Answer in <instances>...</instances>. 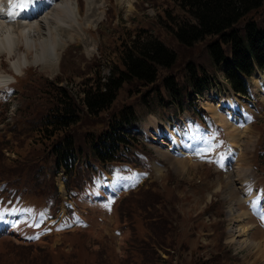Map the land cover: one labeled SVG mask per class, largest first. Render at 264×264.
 <instances>
[{
	"label": "rangeland",
	"instance_id": "374dc122",
	"mask_svg": "<svg viewBox=\"0 0 264 264\" xmlns=\"http://www.w3.org/2000/svg\"><path fill=\"white\" fill-rule=\"evenodd\" d=\"M75 1L84 12L85 0ZM96 1L98 7L94 10L101 13L102 19L78 30L74 28L72 33H63L65 45L55 66L32 63L33 51L26 55L24 43H20L14 55L0 54V75L7 76L5 84L13 78L12 63L17 56L21 62L24 59L29 62L26 66L23 64L16 76L18 81L13 79L10 86L0 88V130L6 131L7 140L11 136L8 129L19 115L36 118L35 114L52 111L59 98V88L76 99L80 114L75 124L61 134L54 132L55 136L50 138L45 132L39 133V124H34L33 128L21 124L22 128L30 130L13 136L12 150L6 144L0 147H4L1 151L6 156L0 179L8 176L9 159L14 160L19 155L23 160L16 161L18 165L31 164L37 161L36 154L62 135L69 134L73 140L87 144L88 135L104 130L117 118L118 111L128 105L138 118L130 129L135 138L128 157L136 156V151L141 149L150 159L138 153L141 158L137 164L142 171L133 173L132 168L124 164L119 165L118 170L126 176L116 173L113 177H103L124 180L126 185L112 192L102 187L104 179L100 178L95 189L92 187L76 201H59L61 210L55 215L47 207L38 209L29 203H37L36 199L12 203L25 211L7 207L8 200L3 201L4 204H0V264H36L35 261L40 264L48 257L55 263L61 255L64 260H59L74 262L70 264H264V257H257L256 249L238 244L241 236L232 240L229 234L240 224H250L255 227L248 231L251 240H259V231L264 235V224L258 226V213H264L261 208L264 207V69L255 70L248 80L253 106L239 95L238 99L234 97L222 71L215 68L207 45L217 37L207 36L192 46L178 44L172 27L188 16L174 0ZM1 3L7 6L4 0ZM250 16L264 27V6ZM9 21L12 28L17 24L14 18ZM138 36L156 37L167 44L177 54L174 66L159 69L152 84L133 81L123 85L108 108L96 116L86 115L79 101L83 87L94 86L96 79L102 81L107 77L112 66L120 64L122 49ZM189 62L203 67L215 78L213 86L202 95H189L202 119L199 121L181 108L176 110L178 106L170 100L162 82L164 76L172 75L180 86L187 87ZM214 102L225 109H239L248 121L240 122L237 132H231L223 126L222 114L214 117L213 112L218 113ZM215 120L221 128L217 129ZM184 123L188 132L183 129ZM225 153L223 168L217 161L221 158L224 161ZM249 176H254L258 182L248 186L251 203L247 206L243 202L246 195L240 196L238 188L240 180ZM54 180L61 186L57 177ZM138 185L135 193L124 194ZM234 199L239 201L237 205ZM73 203L75 215L72 212L66 215L65 208ZM232 205L237 213L243 210L249 216L241 219L242 216L229 210ZM13 214L15 217H10ZM156 216L162 220L155 221ZM81 220L85 222H79ZM160 224L164 232L159 230ZM55 225L59 230L83 228L48 236L55 231ZM118 229L121 236L115 232ZM18 234L20 236H15ZM36 235L41 242L35 240ZM54 237H58L56 243ZM72 251L77 257L71 255ZM147 257L154 259L151 262Z\"/></svg>",
	"mask_w": 264,
	"mask_h": 264
},
{
	"label": "trees",
	"instance_id": "16d2710c",
	"mask_svg": "<svg viewBox=\"0 0 264 264\" xmlns=\"http://www.w3.org/2000/svg\"><path fill=\"white\" fill-rule=\"evenodd\" d=\"M174 2L188 16L175 22L172 27L178 44L192 46L207 36L217 37L207 45L213 64L222 68L223 75L233 91L248 95L249 76L256 68H264V27L250 14L261 9L264 0H174ZM176 59V52L160 39L140 36L134 38L122 49L120 64L112 66L107 77L102 81L96 79L94 86L83 87L80 104L85 114L96 116L108 108L125 83L130 84L133 81L147 85L154 83L159 69L172 68ZM186 72L187 87L180 86L172 75L164 76L162 82L168 97L174 103L177 102L178 107L184 105L185 108L190 109V105L185 102L186 93H201L209 87L212 77L204 68L190 62L186 66ZM32 89L35 90V86ZM45 93L43 91V95ZM58 97L55 108L45 115L35 114L36 118L19 115L15 118L8 129L11 133L8 140L6 131L0 130V147L6 144L9 150H12L13 136H19L20 133L30 130L22 128L21 124H26L29 128L39 124V133L45 132L44 135L49 138L56 133L61 134L66 128L75 124L80 117L76 99H72L62 88L58 89ZM116 116L117 118L108 123L104 130L88 135L87 144L73 140V137L66 132L67 135L61 137L62 141H59L61 139L59 138L40 154H36L34 157L38 159L37 161L34 159L35 162L31 164L18 165L16 161L23 160L18 157L19 155L14 160L9 159L11 168L8 169L7 178L0 179V182L6 183L1 192L7 193L10 199L15 197L27 201L36 199L38 202L35 204L47 205L54 215L60 201L54 182L56 173L64 172L67 176L65 181L67 191L74 188L85 190L92 186L97 175L96 164L104 168L113 162L129 161L123 150L130 152L134 138L122 132L121 127L124 123H132L135 114L131 106H126L118 111ZM2 149H0V174L4 173L3 159H6ZM80 160L84 162L82 166ZM10 189L12 191H9ZM131 193L135 191L129 194ZM162 209L164 211V208ZM139 213L138 211L137 215ZM161 220L160 216L155 217V221ZM161 224L164 222L162 221ZM161 224L158 228L164 232V226ZM151 235L154 236L152 233ZM73 253L71 255L77 257ZM62 256L60 257L64 260ZM60 257L55 263L48 257L44 261L41 260L40 264H70L69 261L59 260ZM147 259L152 262L154 258L147 257ZM35 263L39 264L36 261Z\"/></svg>",
	"mask_w": 264,
	"mask_h": 264
},
{
	"label": "bare ground",
	"instance_id": "6f19581e",
	"mask_svg": "<svg viewBox=\"0 0 264 264\" xmlns=\"http://www.w3.org/2000/svg\"><path fill=\"white\" fill-rule=\"evenodd\" d=\"M2 1L3 0H0V54L6 53L8 56L12 54L14 55V53L20 49V43H24L26 47V55L28 52L33 51L32 63L41 62L44 65L50 64L55 66L59 60L60 51L65 45L62 37L63 33L69 34L74 28L78 30V28L87 27L90 24H95L96 20L99 21L102 19L101 13L97 14L95 12L96 10H94L98 7L96 0H85L84 12L80 11L77 1L75 0H33L30 7L26 11H22L25 14L24 16L19 15L14 18L16 20L14 23H17L18 25L13 24L12 28V23L8 20L9 17L7 16V12L13 11L14 13H18L21 9L18 7L12 8L9 0H4L7 5L5 7L2 5ZM17 1L18 0H13V2L18 3ZM21 61L20 57L17 56L16 60L12 63V66L14 67L12 71L14 74L20 73L24 67L23 64L26 66V64L29 63L26 62V59H24V62ZM6 82L7 76L0 75V85H6ZM233 94L236 98L237 95H239L241 100H247L238 93L233 92ZM214 103L216 104L217 102ZM215 107L217 108L218 113L213 112L215 113L214 117L218 118L220 114H222L224 117L222 120H225L223 126L226 129L230 128L231 132H237V125L240 122H245L247 119L244 114H241V111H238L239 109L234 107L230 110L223 108L220 104H216ZM226 114L228 115V118H226ZM103 179L104 183L102 187L105 190L106 188H110L113 190H110L112 192L120 189L123 185H126L123 182L124 180H114L110 176H106ZM231 187L232 186L230 185V188ZM236 199H234L235 205L239 202L237 201L239 199ZM234 208L235 207L232 205L229 210L237 213L236 208ZM15 214L10 217H15ZM237 214L242 216L241 219L248 215V213L243 210ZM253 228L255 227L250 224H240L239 228L236 229V231L234 230L237 233L236 235L233 230H230L231 232H229V234L232 237V240L241 236V238H238L237 240L238 244L245 246L249 245L250 248L256 249V252L258 253L257 257H264V235L259 231V240H251L248 231Z\"/></svg>",
	"mask_w": 264,
	"mask_h": 264
},
{
	"label": "snow or ice",
	"instance_id": "6c2138e0",
	"mask_svg": "<svg viewBox=\"0 0 264 264\" xmlns=\"http://www.w3.org/2000/svg\"><path fill=\"white\" fill-rule=\"evenodd\" d=\"M33 2V0H19L18 3L16 2H13V0H9V3L11 5L12 8H20L21 11H26L31 3ZM20 13H14L13 11H8L7 12V16L8 17H12V18H15L16 16H19ZM250 119V118H249ZM221 166L223 167V158H221ZM136 174H133V176H135ZM132 177H129L128 179H131ZM259 215V218L261 220L262 223H264V213H258ZM38 238V237H36Z\"/></svg>",
	"mask_w": 264,
	"mask_h": 264
},
{
	"label": "crops",
	"instance_id": "0c3cea01",
	"mask_svg": "<svg viewBox=\"0 0 264 264\" xmlns=\"http://www.w3.org/2000/svg\"><path fill=\"white\" fill-rule=\"evenodd\" d=\"M59 237V236H58ZM58 237H54V243L57 242Z\"/></svg>",
	"mask_w": 264,
	"mask_h": 264
}]
</instances>
